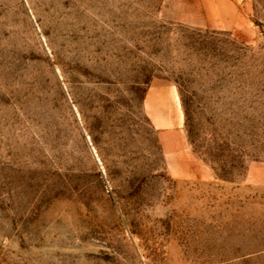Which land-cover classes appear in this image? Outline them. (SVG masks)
I'll return each instance as SVG.
<instances>
[{"label":"rangeland","instance_id":"rangeland-1","mask_svg":"<svg viewBox=\"0 0 264 264\" xmlns=\"http://www.w3.org/2000/svg\"><path fill=\"white\" fill-rule=\"evenodd\" d=\"M0 264H264V0H0Z\"/></svg>","mask_w":264,"mask_h":264}]
</instances>
